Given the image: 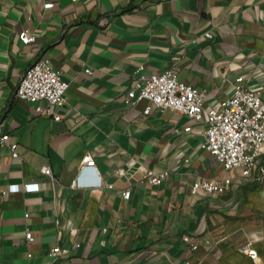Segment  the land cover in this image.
Wrapping results in <instances>:
<instances>
[{
	"label": "crops",
	"instance_id": "crops-1",
	"mask_svg": "<svg viewBox=\"0 0 264 264\" xmlns=\"http://www.w3.org/2000/svg\"><path fill=\"white\" fill-rule=\"evenodd\" d=\"M23 28L34 42L20 40ZM45 57L69 82L65 103L52 106L60 119L15 96ZM169 67L206 90V105L231 96L242 73L264 98V0H0V114L10 134L0 145V264H217L183 235L229 242L237 219L251 227L262 184L192 191L198 178L225 172L202 146L207 122L157 106L146 113L149 100L130 97L140 73ZM86 152L96 165L81 170ZM144 167L167 173L153 184ZM76 177L102 186L73 187ZM28 182L40 188L7 189ZM223 256L234 263L233 251Z\"/></svg>",
	"mask_w": 264,
	"mask_h": 264
},
{
	"label": "built area",
	"instance_id": "built-area-1",
	"mask_svg": "<svg viewBox=\"0 0 264 264\" xmlns=\"http://www.w3.org/2000/svg\"><path fill=\"white\" fill-rule=\"evenodd\" d=\"M45 7H53V2H47ZM208 35H212L211 32ZM18 36L24 44L36 40V35L28 28L19 31ZM91 72L90 68L86 69ZM69 82L63 78L62 71L53 65L47 57L39 58L30 65L21 75L15 90L17 98L35 104V110L41 114L53 115L56 119L62 118L60 112L53 113L52 106H62L65 103V92ZM206 90L180 80L174 67L158 73H140L130 91V97L148 99L150 104L144 109L149 113L153 106L170 108L181 111L193 119H204L207 122L205 138L202 146L215 155L222 163L224 173L211 177H200L192 186V191L202 190L209 194L220 195L231 190L235 181L258 182L264 186V98L261 90L251 88L246 84L245 74H239L234 81V91L231 96L214 101L206 105ZM129 97V98H130ZM45 100V103L41 101ZM4 118L0 114V145L8 144L10 134L4 130ZM14 156H18L19 143L10 142ZM96 165L95 158L86 152L81 159V170L84 167ZM41 171L53 176L49 165L41 167ZM145 177L153 184L162 182L164 174L152 169L143 168ZM54 177V176H53ZM100 187L102 182L81 181L79 177L73 179L71 186L82 185ZM40 183H11L9 191L25 189L38 190ZM130 189L123 191V197L129 198ZM29 241L34 240L31 230L26 232ZM183 240L191 250L203 248L212 253L216 248V241L211 237L201 238L198 235L185 233ZM240 250L259 264V252L249 240ZM53 254L62 252L60 245L53 249ZM182 264H201L200 260L187 258Z\"/></svg>",
	"mask_w": 264,
	"mask_h": 264
},
{
	"label": "rangeland",
	"instance_id": "rangeland-1",
	"mask_svg": "<svg viewBox=\"0 0 264 264\" xmlns=\"http://www.w3.org/2000/svg\"><path fill=\"white\" fill-rule=\"evenodd\" d=\"M255 210L251 214L249 224L251 227L245 231L242 226L241 220L236 221V230L234 233V239L229 242L218 241L216 239V248L211 255L215 258L217 264H232L228 259L223 258L224 253L227 250L233 251L235 256L233 264H257L253 259L249 258L242 253L240 248L242 245L247 244L249 240L253 242V245L258 249L259 252V264H264V202L260 205H254ZM245 219V221H247Z\"/></svg>",
	"mask_w": 264,
	"mask_h": 264
}]
</instances>
